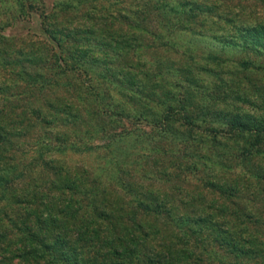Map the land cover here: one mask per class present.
<instances>
[{
	"label": "trees",
	"instance_id": "trees-1",
	"mask_svg": "<svg viewBox=\"0 0 264 264\" xmlns=\"http://www.w3.org/2000/svg\"><path fill=\"white\" fill-rule=\"evenodd\" d=\"M136 1L63 0L79 14L41 7L45 38L0 35V264H264V58L227 79L219 51L187 54L264 55V0L252 25L233 0ZM91 151L96 169L64 156Z\"/></svg>",
	"mask_w": 264,
	"mask_h": 264
},
{
	"label": "rangeland",
	"instance_id": "rangeland-1",
	"mask_svg": "<svg viewBox=\"0 0 264 264\" xmlns=\"http://www.w3.org/2000/svg\"><path fill=\"white\" fill-rule=\"evenodd\" d=\"M22 1L24 2V6L20 8L19 4H17L15 0H0V35L1 36L11 37L14 39L15 38L18 39L20 37H26L27 40L34 36L45 38L46 36H45V33L43 32V28L46 27L45 26L46 24L42 23L43 21L40 17V14L43 13L42 8L45 10L46 13L53 12L52 17L53 15L55 16L53 19H48V24L50 25H53L55 21L59 22L66 18L70 19L71 17H73L72 15L79 14V11L77 10H73L70 13H60V12L55 11L57 10V7H54L55 3H59L60 1H63V0H22ZM31 1L33 3H36L39 10L34 11L28 8V3ZM98 2L105 5L108 9L110 8L109 10L115 9L114 6L115 7H129L130 5L132 6V4L137 3L136 0H96V3ZM228 4H230L228 5L229 8H225V11H228L231 14H233L232 16L234 18L232 19L234 20L239 19V16H241L240 19L245 21V23H249L250 25L255 23L254 20L251 21L250 19L251 17H254V18L256 17L254 15H251L249 10H247L248 7H252V5H254L253 0H242V1L233 0V1H230ZM236 12H238L239 14L241 13L243 15H235ZM260 14H262L260 15V17L264 16L263 13H260ZM201 17H203V22L205 25V28L204 30H202V32H204L206 35L211 32H217L218 27L216 25H213L210 21H208L207 16L205 17L201 16ZM201 19L202 18H199V20ZM220 21H221L222 26L229 27V33L232 34V31H234L233 28H231V26H228V24H226V22L223 19H221ZM74 24L75 23H73L72 25ZM193 25L194 27H198V24H193ZM50 29H53V27H50ZM219 33L220 32H218V35ZM246 35L248 36V38L251 39V36L249 34H246ZM259 36L261 37L260 38L261 41L264 43V37L258 34L257 37ZM184 39H185V36H184ZM150 40L151 38H148V37L145 38V41H150ZM191 41H194L196 43V48L192 53L187 52V54L192 55L197 60L201 59L200 63L202 64L204 63L207 64L206 60L204 59L206 56H208L209 54L208 52L211 49L215 51H219L221 54L225 56V58L227 59L225 61L226 64H224L222 67H224L223 71L227 72L226 74L223 73L225 75L223 77L224 78L227 77V79L229 78L228 71H235L234 67H232V63L235 62V60L240 59V57H244V58L250 57L251 59H255V60L256 59L260 60L261 58H264V55H262V52H256V50L254 49L253 50L249 48L244 49L241 47L229 48L228 46H222L221 44H218V47H217L216 43H211L212 39H210L207 36L204 37V40L200 42L196 40H191ZM179 43L184 44L185 41L180 40ZM183 49H184L183 47L179 48V50H183ZM259 49L263 50L264 48L259 47ZM95 69H99V68L94 67V71H96ZM201 75L204 77H207L208 80L212 79V76L209 75L204 70L201 71ZM131 125L132 124H129V126ZM149 127H150L149 125L144 126V129L148 130ZM117 129L119 130L120 127ZM96 142L102 143L103 140L96 139L93 143H96ZM28 148H29V144H28V147L26 146V149ZM100 153L101 154H99V152L97 151L86 152L84 154L68 152L64 156L72 164H76V163L84 164L86 166L96 169L101 163V155L104 152H100Z\"/></svg>",
	"mask_w": 264,
	"mask_h": 264
}]
</instances>
